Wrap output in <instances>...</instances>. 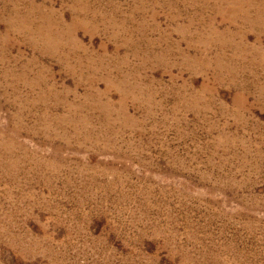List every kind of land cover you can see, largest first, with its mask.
I'll list each match as a JSON object with an SVG mask.
<instances>
[{
	"label": "rangeland",
	"instance_id": "rangeland-1",
	"mask_svg": "<svg viewBox=\"0 0 264 264\" xmlns=\"http://www.w3.org/2000/svg\"><path fill=\"white\" fill-rule=\"evenodd\" d=\"M0 264H264V0H0Z\"/></svg>",
	"mask_w": 264,
	"mask_h": 264
}]
</instances>
